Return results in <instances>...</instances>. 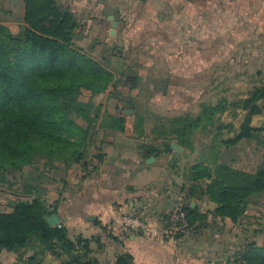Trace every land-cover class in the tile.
I'll return each mask as SVG.
<instances>
[{
	"label": "trees",
	"instance_id": "obj_1",
	"mask_svg": "<svg viewBox=\"0 0 264 264\" xmlns=\"http://www.w3.org/2000/svg\"><path fill=\"white\" fill-rule=\"evenodd\" d=\"M22 2L23 27L19 34L10 33L0 22V188L8 184L11 189L19 184L14 190L11 211L0 212V255L2 252L14 254V264H41L45 254L61 260V264H108L97 258L105 246L102 235L86 238L71 234L63 225L50 227L45 222L44 216L58 215L62 201L59 196L49 202L47 190L40 187L52 180H46L42 173L20 176L19 180L17 174L26 167L35 168L39 160L50 168H55V162L65 168L83 162V170L88 171L85 160L89 143L95 136L93 127L104 132H125L122 115H101L100 105L80 99L83 91L95 97L115 84L111 60L103 56L97 61L76 45L78 17L71 10L62 12L59 0ZM262 30L248 35L252 40L264 39ZM119 77V83L123 82L122 86L129 91L143 87L130 67L124 68ZM255 77L259 79L245 98L222 97L215 103L200 104L195 115L157 118L149 133L145 132L142 119H138V136L150 140L138 148L140 158L146 160L170 151L171 144L193 151L190 138L194 133L215 126L220 136L223 130L233 128L230 123H219L223 113L246 112L239 133L212 142L208 152H203L199 161L185 172L184 183L178 186L182 203L176 208L185 213L188 224L185 235L204 231L216 224L215 220L222 223L229 219L240 225L250 208L261 206L264 200V127L250 126L251 118L264 112L263 72L258 70ZM127 104L133 106L134 101ZM77 120L84 121L86 127ZM240 141L255 142L263 150L261 159L251 170L221 160ZM153 142H161V147ZM95 159L101 163L104 156L97 154ZM98 168L95 166L92 171ZM203 201L215 204V209L200 212L198 203ZM169 213L162 216L165 225ZM257 219L259 227H254L248 235L242 233L238 242L232 243L233 254L225 264H264V242L258 245L255 240L264 235V225ZM102 230L111 242L122 244L116 236ZM0 264L3 263L0 261ZM113 264H134V261L128 252L120 251L115 254Z\"/></svg>",
	"mask_w": 264,
	"mask_h": 264
},
{
	"label": "rangeland",
	"instance_id": "obj_2",
	"mask_svg": "<svg viewBox=\"0 0 264 264\" xmlns=\"http://www.w3.org/2000/svg\"><path fill=\"white\" fill-rule=\"evenodd\" d=\"M61 5L62 10H71L78 17L79 37L76 45L97 61L102 60L103 56L109 58L115 74V84L104 93L91 97L89 92L83 91L80 99L85 102L91 100L100 105L101 115H122L126 127L132 128L131 135L127 137L125 132H104L94 126L95 136L86 152L85 164H89L88 171L83 170V162L79 165L71 164L67 168L62 163L55 162V168H50L44 167V161L39 160L35 168L26 167L21 174H17V178L20 180V176L42 173L46 180H52L40 185L47 190L49 202L58 195L59 189L69 188L72 179L77 181L100 176L104 180L110 176L108 171L114 166L128 169L132 174L138 170L140 173L146 172V176L156 177L157 186L166 179V183H171L173 191L179 190L178 186L184 183L185 172L199 161L203 152H208L207 148L212 142L217 143L239 133L246 112L226 111L221 115L219 123L232 124L231 131L223 130L220 136H217L215 126L197 131L190 138L193 151L183 149L176 160H173V150L164 151L150 164H145V160L139 156V146L149 144L150 140L138 136V119H142L143 128L149 133L157 118L195 115L200 104L215 103L222 97L228 100L245 98L259 79L255 77V73L261 70L264 75V39L254 37L252 40L248 34L219 35L210 40V47L204 46L205 51H198L196 47H186L184 51L177 48L175 43L171 44L173 39L168 38V30L163 23L159 24L156 17L150 22H144L138 15L135 16L133 8L139 5L133 1L131 3V0H62ZM23 14L22 0H0V22L8 27L10 33H20ZM108 16H113L116 22L113 37L110 36ZM252 29L249 33L263 32L262 29ZM165 44L167 48L163 47ZM126 67L137 73L139 82L143 85L141 89L129 91L122 86L123 82L119 83V73ZM132 100L133 106L127 104ZM125 111H128L127 114ZM77 121L82 127H86L84 121ZM250 126L264 127V112L253 116ZM160 143L153 142L161 147ZM220 149L223 150V147ZM262 152V148L255 142L240 141L230 152L226 151L221 160L229 161L237 168L251 170L261 159ZM97 154L104 156L103 162L98 163L95 159ZM95 166L99 168L92 171ZM145 186L142 189H146L147 185ZM17 188L19 184L11 189L8 184L0 188V212L11 211L10 204L15 200L14 190ZM247 214L237 228L240 236L242 233L248 235L254 227H259L256 221L258 217L260 224L264 225V200L261 206L251 207ZM233 239L235 243L238 242L237 237L230 242ZM255 240L261 245L264 235L257 236ZM4 260L8 259L4 257Z\"/></svg>",
	"mask_w": 264,
	"mask_h": 264
},
{
	"label": "crops",
	"instance_id": "obj_3",
	"mask_svg": "<svg viewBox=\"0 0 264 264\" xmlns=\"http://www.w3.org/2000/svg\"><path fill=\"white\" fill-rule=\"evenodd\" d=\"M132 1L139 5L133 8L135 16L138 15L144 22H150L156 17L159 24L163 23L168 30V38L173 39L171 44L175 43L177 48L184 51L186 47L205 51L204 46L210 47V40L219 35L244 36L252 28H264V0ZM108 172L110 176L104 180L100 176L77 181L72 179L69 188L59 189L58 195L52 197L55 200L61 196L58 216L61 225L71 234H81L86 238L102 235L105 246L97 255L100 262L113 264L115 254L126 251L132 256L134 264L226 263L233 251L231 245L235 243L234 239L233 242L230 240L240 236L237 229L240 225L233 224L229 219L222 223L215 220L217 225L172 240H163L151 232L123 231L118 223V215L123 213L141 215L150 226L161 228L165 225L162 216L181 205L182 195L179 190L173 191L171 183H166V179L157 186L156 177H148L144 174L146 172L140 173V170L132 174L128 169L114 166ZM145 185L147 188L142 189ZM194 206L195 203H192L191 207ZM198 207L204 213L214 210L216 206L203 201L198 203ZM102 228L106 233L116 236L122 244L111 242L105 237ZM4 257L8 260L5 261ZM0 261L3 264H14L16 256L2 252ZM41 264H61V260L45 254Z\"/></svg>",
	"mask_w": 264,
	"mask_h": 264
},
{
	"label": "built area",
	"instance_id": "obj_4",
	"mask_svg": "<svg viewBox=\"0 0 264 264\" xmlns=\"http://www.w3.org/2000/svg\"><path fill=\"white\" fill-rule=\"evenodd\" d=\"M118 223L119 228L123 231L130 233L151 232L153 235L166 240H172L177 236L185 235L188 227L185 213L179 208H175L169 213L166 225L161 228L150 226L141 215L124 213L118 215Z\"/></svg>",
	"mask_w": 264,
	"mask_h": 264
},
{
	"label": "water",
	"instance_id": "obj_5",
	"mask_svg": "<svg viewBox=\"0 0 264 264\" xmlns=\"http://www.w3.org/2000/svg\"><path fill=\"white\" fill-rule=\"evenodd\" d=\"M61 11L65 12L66 10L61 9ZM107 20L110 22V36L113 37L115 35V32H116V22L114 21L113 16H108ZM127 112L128 111H125V114H127ZM129 112L132 113L131 111H129ZM131 131H132L131 127H126L125 128V136L129 137L131 135ZM170 149L175 152L174 160H176L178 158V156L183 153V148L176 145V144H171ZM154 160L155 159L153 157H150V158L146 159L144 161V163L150 164V163L154 162ZM44 220L48 224V226H50V227L61 225L60 218L56 214H52L50 216H44Z\"/></svg>",
	"mask_w": 264,
	"mask_h": 264
}]
</instances>
